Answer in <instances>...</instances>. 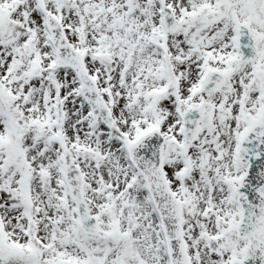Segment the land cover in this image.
I'll return each instance as SVG.
<instances>
[{
	"label": "snow or ice",
	"instance_id": "1",
	"mask_svg": "<svg viewBox=\"0 0 264 264\" xmlns=\"http://www.w3.org/2000/svg\"><path fill=\"white\" fill-rule=\"evenodd\" d=\"M0 264H264V0H0Z\"/></svg>",
	"mask_w": 264,
	"mask_h": 264
}]
</instances>
